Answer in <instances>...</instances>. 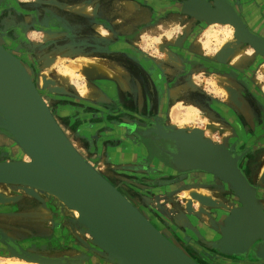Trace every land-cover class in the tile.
Masks as SVG:
<instances>
[{"label":"rangeland","instance_id":"rangeland-1","mask_svg":"<svg viewBox=\"0 0 264 264\" xmlns=\"http://www.w3.org/2000/svg\"><path fill=\"white\" fill-rule=\"evenodd\" d=\"M85 1L0 0V17L7 18L11 22H7L9 31L21 26L19 19L22 21L26 19L25 36L28 39L26 42L37 46L30 50L33 55L38 56L36 51L42 44L44 35L48 34L47 37L51 38H48L51 41L44 43L46 48L50 47L46 55L51 58L53 65H56L55 72H63L60 67L64 69L72 66L71 70L76 76L75 79H71L74 81L72 85L61 82L64 81L61 79L58 81L54 73L48 74L49 79L53 81L52 84L42 87L37 83L42 96L49 102L50 111L60 120L58 121L65 132H68L71 140L78 145L75 146L93 168H97L109 183L117 186L127 198L145 210L160 228L164 230L165 227L169 230L173 238H176L177 244H181L186 249L187 254L198 251L195 256L202 264H235V262L264 264V256L260 254L263 251L262 242L255 244L257 245L254 249L255 258L219 253L217 247L224 239L223 226L231 213L237 210L232 207L234 203H239L238 199L233 198L232 192L226 185L214 187L206 185L213 202L210 205L202 203L196 205L195 201H192L186 206L180 199L181 193L186 190L181 188L179 180L186 174L187 166H182V163L173 164L170 160L179 147L184 152L189 149L188 147L196 148L200 152L202 147L197 144L191 147L188 142V138L195 137L204 145L208 144L213 149L227 152L230 157L233 156L231 158L247 179L249 174L245 173L246 166H241L242 156L236 151L239 135L229 120L231 118L239 124L241 116L246 117L245 112H242L244 110L236 105L238 97L244 100L252 113L251 118L246 117L249 123L253 124L249 119L253 120L257 117L256 111L250 107L251 104L249 105L246 99L252 94L250 85L247 84H250L251 80L256 90L264 96L263 55L259 56L249 43L244 53L248 56V65L254 61L255 64L242 69L240 66H234L232 61H225L227 56L231 55V58L234 55L229 43L236 41V38H231L221 25L208 27L207 19L196 13L192 15L199 21L187 35L183 31L184 26L188 22L190 25L193 22L186 16L190 11H185L183 8L185 1L188 0H91V3L97 4H95L97 14L90 22L95 37L101 34L97 29L94 32V27H104L108 33H111L103 42L95 43L89 31L76 33L64 20L66 14L63 12L68 11L63 10L64 5L67 3L80 5ZM236 2L238 3L237 0ZM128 3L136 7V11L131 16L126 9ZM106 5L109 15L108 12H103ZM261 5L263 4L258 2L259 10L256 13L259 16L263 9ZM157 8L160 11H157ZM162 8L165 9L162 11ZM144 12H149L150 16L148 18H143V14L137 16V13ZM249 21L256 23L254 14ZM162 25H164L163 30L160 29ZM1 31L0 29V33ZM110 35L113 37L111 38ZM0 36L2 37L1 34ZM196 38L198 42L199 39L204 40L201 51L196 49ZM4 40L1 41L4 45L20 50L19 41L10 40V37ZM119 43H123V48L117 47ZM80 56L87 60L105 59L106 61L122 58L118 60L126 67V71H129V85H126V89L117 88L115 80L109 78L86 80L82 72L84 64L81 65L79 62L82 61ZM33 71L35 78H38L39 71L37 69ZM224 76L228 78L225 80L233 88L232 94L226 90L228 85L221 83L220 79ZM96 80H107L112 83L116 87L114 95L106 93L97 85ZM63 86L66 89H60ZM84 91L89 96H84L82 94ZM99 91H103L102 94L107 100H102L96 95L92 96ZM45 106L48 107L46 104ZM159 106H162L164 112L154 111ZM155 117L157 120L154 119ZM1 121L0 119V124ZM226 126L229 128L227 129ZM190 129L194 130L190 132ZM201 151L208 157L204 152L205 149ZM262 159L264 160V157ZM260 164L257 179L255 178L253 182L256 189L264 187L262 181L264 162ZM199 176L202 179L203 175ZM0 192L5 193L7 197L5 198L7 200L4 199L5 203L0 204L2 209L0 210V264H26V262L40 264V261H34L39 258L46 261L66 262L87 257L91 259L83 264H103L101 257L93 253L92 248L97 249V246L92 244L88 234H74L65 227L68 225L76 227L78 224L68 210L47 200V207L53 211V217L36 219L40 200L29 197L32 199V202L28 201L29 207L18 210L21 201L16 203L10 198H17L20 195H15L14 191L2 185ZM20 193L22 197L30 196L22 191ZM35 202L37 204H34ZM12 214L20 216L12 218ZM243 217L246 219V216ZM156 220L164 227H161ZM17 255L26 257L28 261Z\"/></svg>","mask_w":264,"mask_h":264},{"label":"bare ground","instance_id":"bare-ground-1","mask_svg":"<svg viewBox=\"0 0 264 264\" xmlns=\"http://www.w3.org/2000/svg\"><path fill=\"white\" fill-rule=\"evenodd\" d=\"M207 1L208 2H206V0H188V1H185V7H183V8H184V10L187 9L188 12L190 11L189 14L186 13V16L190 17L191 21H193V22H191V25L188 22L184 26L183 31H185L188 35L191 32L194 24H196V22L199 21L198 18L193 17L192 13L193 14L196 13L202 17H206L208 19V20H206L208 23V27L211 25H215V26L221 25V27H224L228 31L231 38H236V41H233V43H229L231 46L230 49L233 50L232 55L233 54L234 55L231 58H230L231 55L227 56V57L225 55V57H226L225 58L226 60L224 59L225 61H230V62L232 61L234 66L235 65L237 67L240 66L242 69H244L247 66H250L252 64H255V61H254L253 63L248 65L249 59H248V56L244 53L245 52L244 50L248 48V46H246L249 44L248 40H246L244 38L239 40L237 32H236L237 28H235V26L229 22L231 20H234L235 23H237L240 26V29L243 30L242 32L248 34V36H250V37H252V35H254V36L260 38L257 40H259L260 42H262L264 44V0H237L238 3L236 2V0H207ZM258 2L260 4H263V5H261L263 9L261 10L262 13L260 16L258 13H256L259 10ZM108 3H106V4H108ZM112 3H114V2H112ZM253 3H256V4H253ZM55 4H57V3L55 2ZM55 4H53V5H55ZM95 4L91 3V0H86L85 2H82V4L80 3V5L76 4V3H74V4H68L67 3L66 5L63 6V10L65 9L68 11H64L63 13L66 14L65 15L66 17H64L65 22L67 24H69V26L72 27L74 32L76 31V33H77L79 31L80 32L84 31L83 33H85L87 31H89L90 32L89 35L92 37L93 41L96 43V42H103V40H106V37L109 36L108 34H111V33H108L107 29H104V27L101 28L100 26H99L100 28L94 27V32H95V29H97L101 34L100 36L95 37L94 33L92 32L93 30L91 29L92 26H90V22L95 17L94 15L97 14L96 10H95ZM217 4H219V6H220V11L223 9L222 11H224V13H225V14H223V16H225V17H222L221 14L219 13L220 11L217 7ZM126 9H127V13H130V14H128L130 16L132 15V13H134V11H136V7L134 5H130V3H128ZM157 9H158L157 11H160L159 8H157ZM164 9L165 8H162V11ZM108 10L109 9L107 8V5H106L103 8V12L107 13ZM149 12L137 13V16L139 14H141V15L143 14L142 15L143 18H148L150 16ZM253 14L255 16L256 23H250V21H249V19L252 17ZM108 15H109V12H108ZM216 17H222L224 19H230V21L228 20V22H225V24H219L220 22L216 21L217 20V19H215ZM9 18L11 20V16ZM59 18H60V16H59ZM99 19H101V18H99ZM19 20L21 21V24H20L21 26H18L17 28H15L14 31H9V29H7V22H9V19L4 18V17H0V29L2 30L1 31L2 33H0L2 35V37L0 36V48L3 51H5L7 54H9L11 57H13L17 62H19L20 66L23 68L26 75L28 76L30 82L35 87V89L38 93V96L40 98L41 104L43 106H45V104H46L48 106V108L50 109L49 102L47 101V98L42 96L41 91L38 87V84L42 87H45V85L48 86V85L52 84L51 82H53V81L49 79V77H50V76H48L49 73H51V74L54 73L57 76L58 81L64 80L61 82H65V83H68L70 85H72L71 83L74 82L71 79H75L74 77H76V76H75L73 70H71L72 66L66 67L64 69H63V67H60L63 72H60V73L55 72L54 67L56 65H53V63H52L53 61L51 62V58L49 59V56L46 55V52L48 51V49L50 47L46 48L44 43L51 41V40H49L51 38L47 37L48 34L44 35V37L41 41L42 44L39 43V45L40 44L41 45L39 46V49L36 51V54H38V56L33 55L30 52V50L32 51V49L36 48L37 46H36V44L26 42L28 40L27 36H25V33H26L25 27H27V23L25 22L26 19H25V21H22V19H19ZM9 23H11V22H9ZM111 23H114V22H111ZM207 23H205V24H207ZM14 25H16V23ZM201 25H204V24H201ZM56 29H58V28H56ZM160 29L163 30L164 25L160 26ZM5 35H7V36L5 37ZM112 35H113V33H112ZM8 37H10V40L14 39L17 42L18 41L20 42V44H18L21 46L19 51H17L15 49V47L11 48V46L4 45V43L1 42V41H5L4 38H8ZM54 37L55 36H53V38ZM112 37L113 36H111V38ZM203 43H204L203 39H199V42L197 39V43H196L197 47L195 46L196 49L201 51L202 50L201 46L203 45ZM85 44L87 45V43H85ZM229 44H227V45H229ZM122 45H123V43H119L117 45V47H121ZM84 47H86V46H84ZM97 47H95V48L97 49ZM100 47H101V45H100ZM122 48H123V46H122ZM227 48H228V46L225 47L226 52L228 51ZM225 49H223V50H225ZM59 50H61V49H59ZM117 50H119V49L117 48ZM104 52H106V51H104ZM223 54H225V53H223ZM258 55L262 57L263 54L258 53ZM80 58H82V61H79V62L81 63V65L84 64L82 72H84L83 76L85 77L86 80L87 79L109 78V79H113V81L115 80L116 84L115 83L114 84L117 88L118 87H122V88L125 87V89H126V85L127 84L129 85V76H130V74L128 75L129 71L127 72L125 69L126 67L123 65L122 62H120V60H118V59H122V58H118V59L115 58L116 61H111V60L106 61L105 59L104 60H99V59L98 60H87L85 57H82V56H80ZM263 58H264V55H263ZM139 59L141 61L142 58L140 57ZM175 59H176V57H175ZM110 61L112 63H114L115 65H113ZM141 63H142V61H141ZM118 64H121V65H118ZM179 66H180V64H179ZM32 69L33 70L37 69L39 71V73L37 75V76H39L38 78H35L34 71ZM154 76H155V74H154ZM53 77H55V76H53ZM225 79H228V78L224 76L223 79H220L222 81L221 83H222V85H223V83H226L228 85L227 86L228 89L226 88V90H228V92L232 94L233 88H231L229 86L228 82ZM97 81L98 80H96L95 82H97ZM0 84L12 85V86L19 87V85L17 84V82L15 81V79L13 77H11L10 75L3 73V72H0ZM98 84H100V82H97V85ZM68 88H69V86H68ZM71 88H75V87L71 86ZM60 89L64 90V89H66V87L63 86V87H60ZM91 89H93V88L91 87ZM65 92H68V91H65ZM102 92L101 91H99V93L95 92L92 96L96 95L98 98H100L102 100H107L106 97L102 94ZM125 92H126V90H125ZM75 94H76V92H75ZM82 94L84 96H89V94L85 91L82 92ZM121 102H123V101H121ZM236 105H237V107L244 110L242 112H245V114H246L245 116L247 118L252 117V113H250L251 111H249V108L246 106L244 100L241 97L237 98V104ZM51 113H52V115L54 114L53 112H51ZM175 115H176V113H175ZM53 117H54L56 123L61 128V130L64 132L65 136L68 138V140L71 143V145L73 146V148H75V150L82 156V158L89 164V166L95 172H97L101 177H103L106 180L107 178L104 176V174L100 173L97 170V168H93V166L90 164V162L84 157V154H82L81 151L79 150V148L76 147L78 145L75 144L71 140L68 132L67 133L65 132V130L63 129V126L59 122L60 120L54 115H53ZM0 119L3 120L1 113H0ZM249 120L253 121L252 119H249ZM228 128L229 127H227V129ZM193 130L190 129L189 131L191 132ZM21 131L23 133H25L24 130H21ZM196 133H198V132H196ZM190 134H192V133H190ZM193 138H195V137H193ZM53 147L57 149L55 144L53 145ZM188 148L189 149H187L186 152H184V150H181V148L179 147V149L176 151L177 153L174 152L172 154V156L170 158L171 162H173V164L174 163H176V164L182 163V166L190 165L191 162L194 161V159H195L196 155L194 153H201V152H198V150H196V148H194V149L190 148V147H188ZM192 150L194 151V153ZM231 157H233V156H231ZM0 166L16 167L15 170L8 171L5 174H3V176H1L0 185L8 187L12 191H14V193H16L15 195H18V194L20 195V197H17V198H10V199H13L16 203L21 201V203L18 205V208H17L18 210L26 209L30 205V203L28 201L32 202L31 200L33 198H36V199L41 201V204L37 208V213H36L35 217H36V219H39V218L41 219V218L47 217V216L53 217V213H52L53 211L47 207V203H46L47 200L54 203V204H57L58 206L62 207L63 209L68 210L69 213L73 215L75 221L78 223L76 225V227L75 226H69V225L65 226V227L67 229H70L71 232L74 234H77V233L88 234L89 237H91L92 244L97 246V249L92 248L93 253L98 254L103 259L113 260L110 257V255L106 252V250L101 245H99L97 242H95L94 237L91 235V230H95V231L98 230L101 233L106 234L110 237H113L115 234L120 232V233H123L122 235L124 236L125 239L128 236V234H127V232H125V230H123V227L121 226L119 221L116 219V217L97 198H95L87 189H85L79 182H77L71 176L59 171L57 168L53 167L52 165H48L35 151H33V149L26 142L19 139V137H16L14 135L10 136L7 134H2L1 130H0ZM223 166L226 167V164L223 163ZM185 173L186 174L184 175V177L181 178L179 181H180V184L182 186L181 188H183V190H186V191L182 192L180 195V199L182 200L183 203L186 204V206L188 205L187 203H192V201H195L194 204H196V205H199V204L201 205L200 199H203L204 201L206 200L205 202H208V203L213 202L211 200L212 196L208 192L210 190L206 189V185H211V186L213 185V187L218 186V185H222V186L226 185L228 187V190L230 192H232L233 198L234 199L237 198L239 201V203H234V204H236V205L238 204V205L235 206L233 204L232 208L237 209V210H235L236 212H238L239 210L245 209V207L242 205V203L240 201L241 197L238 195L237 191L233 187H231L229 184L225 183L221 179V177H218L217 175L212 174V173L206 171L205 169L202 170L201 168H198L196 170H194V169L193 170H186ZM199 175H203L202 179H200ZM262 176L264 179V175H262ZM185 178H187V179H185ZM243 178H245V176ZM245 180L247 181L246 178H245ZM254 181H255V178H254ZM262 181H264V180H262ZM247 184H248V187L250 189L248 187H246L244 193H246V195L249 199V202H250L249 211L246 215H243V216H246V219L243 218L238 222L239 225L237 228L238 235H240V234L245 235L246 234V237L249 236L250 234H252L254 231L264 229V204H263L264 200L262 198L257 197V195H258L257 189L252 184H250L249 181H247ZM112 186L127 200V202L133 208H135V210L141 216H143V218H145V220L147 222H149V224L160 235H162L164 238H166L173 246L177 247L184 254L186 253L185 252L186 249L181 244H177L178 242L176 241V238L175 237L173 238V235L169 232V230H167L164 226H162L158 220H156V221L161 225V227H164V230L162 228H160V226L154 220H152L151 216L147 212H145V210H143L136 203L132 202L129 198H127L117 188V186H114V185H112ZM20 191H22L23 193H27L30 196H27V197L23 196L22 197ZM4 194L5 193L0 192V204L5 203L4 199L7 197H5ZM254 195H255V197H254ZM29 197H31V198L33 197V198L31 199ZM22 198H24L26 200H24ZM197 198H199L198 201H197ZM253 198L255 199V201ZM250 199H251V201H250ZM5 200H7V199H5ZM34 204H37V203L35 202ZM0 210H2V209H0ZM18 210H17V212H19ZM19 216H20L19 214H12L11 217L17 218ZM176 232L178 233L177 230H176ZM131 238L132 237L129 236L128 239H131ZM144 239L148 245L154 244L150 240L149 237H144ZM262 244H263V251L260 254L264 256V241L262 242ZM13 245L16 247L15 244H13ZM242 249H243V247H242ZM190 253L189 254L186 253L185 255L191 261H193L195 264H202V263H200L199 259L195 256V254L197 255L198 251H197V253L196 252L195 253L190 252ZM101 258H100V260H101ZM98 259H97V261H98ZM115 262L118 264V260H116ZM26 264H31V263L26 262ZM235 264H253V263L235 262ZM260 264H263V263H260Z\"/></svg>","mask_w":264,"mask_h":264},{"label":"water","instance_id":"water-1","mask_svg":"<svg viewBox=\"0 0 264 264\" xmlns=\"http://www.w3.org/2000/svg\"><path fill=\"white\" fill-rule=\"evenodd\" d=\"M217 7L220 11L219 4H217ZM185 11L188 10L185 9ZM221 11L219 13L222 17H225L223 16L225 14L224 11ZM222 17H216L215 19L222 23L230 21V19ZM204 18L207 19L206 17ZM229 23H232L237 28L239 40L243 38L248 40L258 53L264 55V44L257 40L260 38L251 34L252 38L242 32L243 30L240 29V26L234 20ZM0 72L13 77L19 85V87H16L0 84V113L3 117L2 124H0L1 131L7 135L19 137L48 165H52L79 182L116 217L123 230L127 232V237H132L131 239L127 237L125 239L122 235L123 233L120 232L110 237L98 230H91V235L94 237L95 242L101 245L113 259L102 258L103 264H117L116 260H118V264H195L181 250L160 235L110 183L89 166L73 148L64 132L56 123L50 109L41 104L35 87L19 62L1 48ZM98 82H102L98 85L106 93L114 95L116 87L112 83L107 82V80H98ZM21 130H24L25 133ZM188 142L191 147L196 144L201 146V150L205 149L208 157L201 150V153H194L193 151L196 155L195 159L190 165H187L186 170L201 168L221 177L225 183L237 191L241 197L240 201L245 207L244 210L233 211L230 217L227 218L225 226H223L224 239L217 247L219 253L227 256L242 255L246 258L249 256L255 258L254 249L257 246L255 244L264 241V229L254 231L247 237L246 234L238 235V222L244 218L243 215L248 213L250 202L246 193H244L248 184L243 178L244 176L237 163L227 152L213 149L208 144L204 145V143L194 138H188ZM54 144L57 149L53 147ZM223 163L226 164V167L223 166ZM15 169L16 167L0 166V178L6 172ZM200 201L202 204L210 205V203L205 202L206 200L200 199ZM144 237H149L154 244L148 245ZM18 257L25 258L28 261L26 257L21 255ZM90 259L87 257L77 261L54 262L40 260L39 258L34 259V261H40V264H83Z\"/></svg>","mask_w":264,"mask_h":264},{"label":"flooded vegetation","instance_id":"flooded-vegetation-1","mask_svg":"<svg viewBox=\"0 0 264 264\" xmlns=\"http://www.w3.org/2000/svg\"><path fill=\"white\" fill-rule=\"evenodd\" d=\"M246 78H249L246 76ZM249 81V79H248ZM249 88L252 91V94L246 97L250 107H252L257 114V117L253 118V124H250L246 117H242L239 119V124L231 118V125L234 126L239 135V139L237 140V154L242 156L241 166L246 168L245 173L247 175V179L254 187L253 182L254 178L257 179V173L259 171V166H261V162H264L262 159L264 157V96L256 90V87L249 81ZM163 111L162 106L154 109V111ZM154 119L157 120V117ZM242 128V132H241ZM260 164V165H259ZM257 183V182H256ZM257 185H259L257 183ZM257 187L258 197L264 200V187Z\"/></svg>","mask_w":264,"mask_h":264}]
</instances>
